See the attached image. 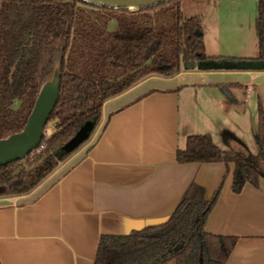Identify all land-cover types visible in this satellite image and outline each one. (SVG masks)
<instances>
[{
	"label": "trees",
	"instance_id": "1",
	"mask_svg": "<svg viewBox=\"0 0 264 264\" xmlns=\"http://www.w3.org/2000/svg\"><path fill=\"white\" fill-rule=\"evenodd\" d=\"M180 0L137 10L92 4L86 0H0V138L21 130L42 84L58 65L56 104L40 144L24 157L0 164V196L34 188L74 150L86 143L101 118L103 102L150 75L169 76L181 66L222 60L208 54L200 14L184 16ZM116 27L108 29L110 19ZM256 57L264 64V0H257ZM226 87V86H224ZM53 121V129L45 127ZM87 136L65 146L82 126ZM178 162H233L232 189L264 178V116L257 113V151L223 149L210 133H192L175 152ZM191 182L158 223L125 234H101L94 264H224L237 236L205 230L218 196Z\"/></svg>",
	"mask_w": 264,
	"mask_h": 264
},
{
	"label": "crops",
	"instance_id": "2",
	"mask_svg": "<svg viewBox=\"0 0 264 264\" xmlns=\"http://www.w3.org/2000/svg\"><path fill=\"white\" fill-rule=\"evenodd\" d=\"M245 1H223L224 24ZM218 36L225 40L224 31ZM234 49L207 53L238 66H181L106 99L103 122L89 142L28 192L0 196V264H94L101 234H125L165 220L191 182L204 187L206 198L220 186L204 228L237 236L224 264H264V178L234 191L233 162L175 157L188 134L204 132L223 149L256 152L229 124L231 111L243 104L232 91L237 82L226 75L257 69L232 60L246 57Z\"/></svg>",
	"mask_w": 264,
	"mask_h": 264
},
{
	"label": "rangeland",
	"instance_id": "3",
	"mask_svg": "<svg viewBox=\"0 0 264 264\" xmlns=\"http://www.w3.org/2000/svg\"><path fill=\"white\" fill-rule=\"evenodd\" d=\"M180 10L184 16L200 14L201 16V33L205 31V40L207 42V51L212 53L213 50H227L229 47H236V54H243L246 57H256L257 54V0H246L245 5L241 6L240 13L234 17L239 18L233 21V16H229L227 24H224L223 1L224 0H180ZM244 7V8H242ZM230 8H237L232 5ZM240 21V25H237ZM108 29L116 27V20L110 19L107 23ZM224 31L225 40L218 36L219 32ZM203 36V35H202ZM237 41L235 45L234 41ZM206 49V48H205ZM206 51V52H207ZM212 51V52H211ZM233 70L226 77L231 81L237 82L232 87V91L237 98L241 99V105L231 111L230 128L242 134L246 143L254 145L257 151V113L260 105L264 116V65L257 69ZM58 72V65L54 70V75ZM203 90H200V93ZM203 93H201L202 95ZM200 104L207 103L206 100L200 99ZM217 113V112H216ZM235 121V122H234ZM102 120L97 125L102 124ZM53 121L48 122L45 131L49 133L53 129ZM95 128V130L97 129ZM93 131V133L95 132ZM93 136V134H92ZM92 136L87 141L92 139ZM86 142V143H87ZM84 143V144H86ZM83 144V145H84ZM82 146V145H81ZM165 264H172L170 261Z\"/></svg>",
	"mask_w": 264,
	"mask_h": 264
},
{
	"label": "water",
	"instance_id": "4",
	"mask_svg": "<svg viewBox=\"0 0 264 264\" xmlns=\"http://www.w3.org/2000/svg\"><path fill=\"white\" fill-rule=\"evenodd\" d=\"M92 4L99 6H107L113 8H127L129 10H137L142 7L152 6L166 0H86ZM201 33V31H199ZM202 67L208 66H238L239 63L231 61H214L206 60L199 62ZM241 64L259 68L264 64L258 60H243ZM59 87V76L52 75L50 79L45 81L35 99L33 107L28 114L27 120L23 128L17 132H13L6 137L0 138V164H5L24 157L29 151L37 147L44 133V126L53 110ZM89 126H82L66 144L67 149H72L80 143L86 136Z\"/></svg>",
	"mask_w": 264,
	"mask_h": 264
}]
</instances>
